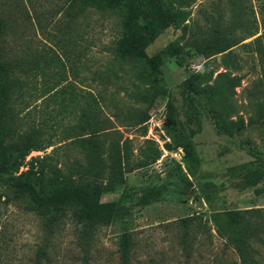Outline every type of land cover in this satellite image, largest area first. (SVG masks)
I'll return each mask as SVG.
<instances>
[{
	"label": "rangeland",
	"instance_id": "374dc122",
	"mask_svg": "<svg viewBox=\"0 0 264 264\" xmlns=\"http://www.w3.org/2000/svg\"><path fill=\"white\" fill-rule=\"evenodd\" d=\"M148 10L146 0L135 4L126 0L119 12L86 11L74 19L67 0H0V15L11 28L6 38L7 59L38 64L32 73L39 92L36 99L28 101L29 108L41 111L48 106L47 111L53 112L61 100L68 102L69 91H73L79 96L73 117L85 106L83 94L87 91L96 99L100 91L105 92L108 100L114 87L109 85L103 91L106 82L100 79L113 65L107 48L122 19L143 17ZM187 23L189 30L183 40L179 39L180 30L169 27L145 50L147 57L161 59L159 79L165 89V95L150 107L146 135L125 121L127 111L145 109L146 104L136 103L121 90L116 94L120 118L112 117L113 106L103 109L122 137L132 141L135 157L140 147H145V140L153 141L160 153L155 163L125 174L122 187L102 196L103 202L118 201L131 214L135 238L132 264H238L233 250L216 235L210 214L264 208V158L252 151L262 146L264 137V122L257 113V104L264 105V0H193ZM215 29L232 33L240 41L229 56L212 57L213 67L216 73L226 69L241 77L233 101L244 122L249 117L256 120L231 138L213 127L204 106L184 88L185 80L207 61L188 45L190 37L195 34L202 42ZM124 70L117 85L127 86L130 69ZM169 103L179 123L177 132L191 144L195 162L186 161L183 149L176 148L166 134ZM58 136L53 138L55 147L65 143ZM165 143L172 150H166ZM51 150L31 152L25 161ZM76 152L73 148L68 156L73 158ZM26 169L20 167L16 176ZM5 179L0 174V183ZM182 218H190L185 238L173 223ZM117 230L99 229L84 252L74 224L66 221L52 240L51 264H116ZM44 236L37 216L7 200L0 186V264H29ZM260 253L264 261V246Z\"/></svg>",
	"mask_w": 264,
	"mask_h": 264
},
{
	"label": "trees",
	"instance_id": "16d2710c",
	"mask_svg": "<svg viewBox=\"0 0 264 264\" xmlns=\"http://www.w3.org/2000/svg\"><path fill=\"white\" fill-rule=\"evenodd\" d=\"M125 1L67 0V3L75 19L86 11L119 12ZM128 1L135 4L137 0ZM146 2L149 5L147 14L122 19L115 40L107 48L113 65L100 79L106 82L103 91L110 85L114 92L107 95L109 99L106 100L105 92L100 91L99 99H96L87 91L83 94L85 106L73 117L79 101L73 91H69L68 102L61 100L53 112L47 111L48 106L41 111L29 108L28 101L36 99L39 92L32 73L38 64H17L7 59L6 38L11 28L0 15V174L6 176L0 186L7 200L22 205L25 211L34 213L40 220L45 236L29 264H51L52 240L66 221L74 224L78 245L84 252L99 229L116 227V264H132L135 238L131 214L118 201L103 202L102 196L122 187L125 174L155 163L160 153L153 141L145 140V147H140L138 157H135L132 141L122 137L103 109L113 106L112 117L120 118L116 94L121 90L136 103L146 104L145 109L127 111L125 116L129 126L140 128L141 135H146L150 107L156 98L165 95V89L159 79L161 59L147 57L145 50L169 27L180 30L179 39L183 40L189 30L187 22L193 4V0ZM193 35L188 45L207 61L185 80L184 88L195 94L218 132L230 138L239 136L256 120L249 117L244 122L233 101L241 77L226 69L216 73L212 57L229 56L230 49L240 41L232 33H221L217 29L204 36L202 42ZM176 63L181 65L178 58ZM223 63L226 64V59ZM127 68L130 69L129 79L124 84L127 86L117 85ZM61 95L63 92L58 97ZM167 110L166 134L173 139L176 148L183 149L186 161L195 162L191 144L177 132L179 123L173 105L169 103ZM257 113L264 122L263 104H257ZM38 114L39 120L35 118ZM58 130L60 136L56 134ZM57 136L65 143L55 147L53 138ZM262 139V146L252 150L260 158H264V137ZM48 148H52L50 153L25 161L29 153ZM73 148L77 149L76 156L70 158L68 152ZM165 149L170 151L172 147L165 143ZM22 166L27 169L16 176ZM210 222L216 235L233 250L238 264H264L260 253V247L264 246V208L213 212ZM173 223L185 238L189 233L190 218Z\"/></svg>",
	"mask_w": 264,
	"mask_h": 264
}]
</instances>
